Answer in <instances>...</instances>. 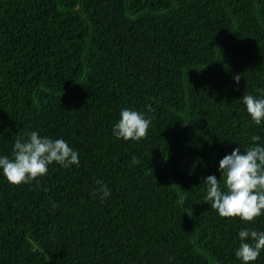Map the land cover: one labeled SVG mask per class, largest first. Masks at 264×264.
<instances>
[{
    "label": "trees",
    "instance_id": "obj_1",
    "mask_svg": "<svg viewBox=\"0 0 264 264\" xmlns=\"http://www.w3.org/2000/svg\"><path fill=\"white\" fill-rule=\"evenodd\" d=\"M261 88L264 0H0V155L39 131L80 160L0 174V264H241L264 216L221 217L204 180L264 138L242 101ZM122 108L151 119L141 141L113 135Z\"/></svg>",
    "mask_w": 264,
    "mask_h": 264
},
{
    "label": "clouds",
    "instance_id": "obj_2",
    "mask_svg": "<svg viewBox=\"0 0 264 264\" xmlns=\"http://www.w3.org/2000/svg\"><path fill=\"white\" fill-rule=\"evenodd\" d=\"M239 76L235 81L239 83ZM261 95L244 94L243 104L256 125H264V88ZM150 107V106H149ZM151 119L144 112L122 108L119 121L113 126V135L125 141L139 142L148 134ZM53 163L63 168L79 166V152L63 138L41 136L30 131L27 138L18 136L11 157L0 155V174L13 185L28 184L44 177ZM132 163H139L133 156ZM221 178L209 175L205 180V201L221 217L239 218L241 222L255 223L264 216V138L253 136L252 144L241 151L236 147L219 162ZM98 193L108 199L112 190L97 180ZM239 247L235 255L241 264H255L264 253V230L244 227L238 232Z\"/></svg>",
    "mask_w": 264,
    "mask_h": 264
}]
</instances>
